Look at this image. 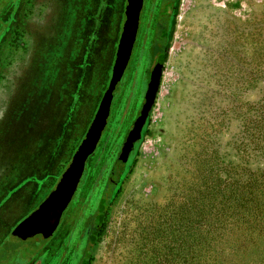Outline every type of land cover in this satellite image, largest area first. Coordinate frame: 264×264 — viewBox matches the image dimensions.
I'll return each instance as SVG.
<instances>
[{
  "label": "rangeland",
  "instance_id": "obj_1",
  "mask_svg": "<svg viewBox=\"0 0 264 264\" xmlns=\"http://www.w3.org/2000/svg\"><path fill=\"white\" fill-rule=\"evenodd\" d=\"M125 6L0 0V171H13L0 187V242L8 240L0 262L24 264L36 249L11 232L54 189L84 138L109 88ZM162 50L156 102L121 165ZM74 209L84 218L101 212L86 264H214L201 243L226 248L227 264H257L264 0H144L131 58L67 214Z\"/></svg>",
  "mask_w": 264,
  "mask_h": 264
},
{
  "label": "water",
  "instance_id": "obj_2",
  "mask_svg": "<svg viewBox=\"0 0 264 264\" xmlns=\"http://www.w3.org/2000/svg\"><path fill=\"white\" fill-rule=\"evenodd\" d=\"M144 0H126L124 22L119 35L115 59L109 79V88L103 94L95 115L84 138L57 184L49 195L28 216L23 218L12 230L11 235L26 240L36 234L49 237L59 225L62 213L70 204L83 176L88 158L95 152L106 127L113 100V88L121 81L132 55L139 28L140 14ZM164 54H160L151 69L144 93V102L135 118L117 156V161L125 164L141 139L143 129L154 107L160 88L164 68Z\"/></svg>",
  "mask_w": 264,
  "mask_h": 264
},
{
  "label": "flooded vegetation",
  "instance_id": "obj_3",
  "mask_svg": "<svg viewBox=\"0 0 264 264\" xmlns=\"http://www.w3.org/2000/svg\"><path fill=\"white\" fill-rule=\"evenodd\" d=\"M68 208L69 205L52 235L46 238L36 234L26 239L34 241L36 249L23 258L24 264H86L101 222V212L98 210L84 218L75 209L68 215ZM14 262L22 264L18 259Z\"/></svg>",
  "mask_w": 264,
  "mask_h": 264
},
{
  "label": "trees",
  "instance_id": "obj_4",
  "mask_svg": "<svg viewBox=\"0 0 264 264\" xmlns=\"http://www.w3.org/2000/svg\"><path fill=\"white\" fill-rule=\"evenodd\" d=\"M158 31L160 32L161 35L164 36L165 34V28L164 26L162 25V22H160L158 24ZM164 38V37H163ZM153 50V48H152ZM163 54V50L161 52ZM120 163V162H119ZM121 164V163H120ZM122 165V164H121ZM14 170V168L12 169ZM2 172L0 175V187H4V184L3 182L5 181V176H9L11 175V169L6 171L4 170V167L3 169L0 171ZM119 175V173L117 172V169H114V171L111 173V178L113 179L114 177L117 178V176ZM115 181V180H113ZM107 189V188H106ZM0 228L2 230V232H5L6 233V228H5V225L4 226H1L0 225ZM253 233V231H252ZM7 236L4 237V240H2L0 242V246L2 244H4L6 241H8L7 239L5 240ZM255 245V244H253ZM197 248L198 250H200L199 252H203V251H211V255H210V259H213V263L214 264H227L225 259H226V248L220 246V245H217V244H214V243H210V244H207V245H204V244H198L197 245ZM255 248V251H253V256H258V258L256 259V263L257 264H264V245H255L254 246ZM243 252H248V250H243ZM245 257V256H244ZM246 258V257H245ZM248 260H245V262H247ZM201 264L204 262V261H199ZM0 264H16L13 260H8V258H6L5 260L1 261ZM240 264H242L240 262Z\"/></svg>",
  "mask_w": 264,
  "mask_h": 264
},
{
  "label": "crops",
  "instance_id": "obj_5",
  "mask_svg": "<svg viewBox=\"0 0 264 264\" xmlns=\"http://www.w3.org/2000/svg\"><path fill=\"white\" fill-rule=\"evenodd\" d=\"M65 170V169H64Z\"/></svg>",
  "mask_w": 264,
  "mask_h": 264
}]
</instances>
